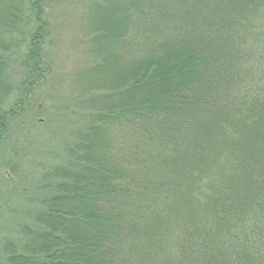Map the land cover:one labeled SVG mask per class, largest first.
Returning a JSON list of instances; mask_svg holds the SVG:
<instances>
[{
	"label": "trees",
	"instance_id": "16d2710c",
	"mask_svg": "<svg viewBox=\"0 0 264 264\" xmlns=\"http://www.w3.org/2000/svg\"><path fill=\"white\" fill-rule=\"evenodd\" d=\"M58 1L0 0V264H264V0H93L66 102Z\"/></svg>",
	"mask_w": 264,
	"mask_h": 264
},
{
	"label": "rangeland",
	"instance_id": "374dc122",
	"mask_svg": "<svg viewBox=\"0 0 264 264\" xmlns=\"http://www.w3.org/2000/svg\"><path fill=\"white\" fill-rule=\"evenodd\" d=\"M93 2V0H60L50 5L51 20L55 24V26L52 25L55 31L51 34H55L54 41L57 42L51 75H57V78L51 87L47 84L50 87L48 91L43 86L37 90L36 95L45 96L47 94L51 100L61 99L66 102L72 93L76 94V90H72V73L79 71L84 66H91L86 60L88 59L86 57L88 41L86 34H88L87 27H90V10L95 8ZM92 17L94 18V16ZM116 19L118 20L117 17ZM94 21L97 22V18H94ZM42 120L44 119L40 117L35 119V123L28 122L27 128L19 134L22 143L27 140L41 139L40 123ZM3 171L4 169L0 171V176Z\"/></svg>",
	"mask_w": 264,
	"mask_h": 264
}]
</instances>
